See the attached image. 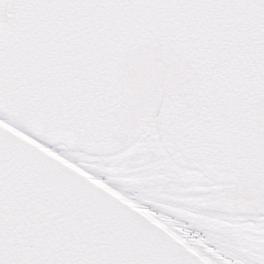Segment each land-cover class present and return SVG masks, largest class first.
Wrapping results in <instances>:
<instances>
[{"label":"snow or ice","instance_id":"snow-or-ice-1","mask_svg":"<svg viewBox=\"0 0 264 264\" xmlns=\"http://www.w3.org/2000/svg\"><path fill=\"white\" fill-rule=\"evenodd\" d=\"M0 264H264V0H0Z\"/></svg>","mask_w":264,"mask_h":264}]
</instances>
